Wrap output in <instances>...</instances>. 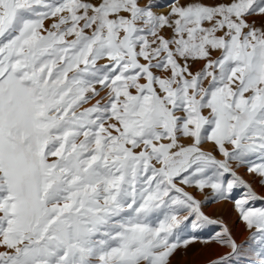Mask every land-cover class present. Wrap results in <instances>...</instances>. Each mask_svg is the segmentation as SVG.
I'll return each mask as SVG.
<instances>
[{"label":"snow or ice","instance_id":"snow-or-ice-1","mask_svg":"<svg viewBox=\"0 0 264 264\" xmlns=\"http://www.w3.org/2000/svg\"><path fill=\"white\" fill-rule=\"evenodd\" d=\"M194 245L264 264V0H0V264Z\"/></svg>","mask_w":264,"mask_h":264},{"label":"rangeland","instance_id":"rangeland-1","mask_svg":"<svg viewBox=\"0 0 264 264\" xmlns=\"http://www.w3.org/2000/svg\"><path fill=\"white\" fill-rule=\"evenodd\" d=\"M205 211L209 215L223 217L228 222L230 227L235 224L234 231L238 242L246 238L247 233L243 232L242 225L236 222V216L235 213L231 211V205L227 203L210 204ZM219 251L222 250L215 247L206 248L202 245H194L189 249L187 256L180 258V264H208V261Z\"/></svg>","mask_w":264,"mask_h":264}]
</instances>
